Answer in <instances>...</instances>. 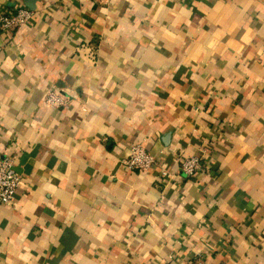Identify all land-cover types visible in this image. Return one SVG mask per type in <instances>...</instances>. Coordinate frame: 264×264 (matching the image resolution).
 <instances>
[{
  "label": "crops",
  "instance_id": "0c3cea01",
  "mask_svg": "<svg viewBox=\"0 0 264 264\" xmlns=\"http://www.w3.org/2000/svg\"><path fill=\"white\" fill-rule=\"evenodd\" d=\"M22 6L31 25L0 31V157L21 179L0 264H264V0L0 13ZM133 144L148 171L122 165Z\"/></svg>",
  "mask_w": 264,
  "mask_h": 264
},
{
  "label": "built area",
  "instance_id": "2783aa9c",
  "mask_svg": "<svg viewBox=\"0 0 264 264\" xmlns=\"http://www.w3.org/2000/svg\"><path fill=\"white\" fill-rule=\"evenodd\" d=\"M33 14L25 7H18L12 11L0 13V31H16L22 27L31 25ZM49 107H58L64 104L62 98L53 91L48 92L44 100ZM15 155L0 157V204H11L20 185V176L14 170ZM156 164V158L141 144H133L129 147L128 156L122 160V165L128 170L138 172L148 171ZM202 168V157L192 156L181 162L183 173L191 177ZM188 264H206L201 257Z\"/></svg>",
  "mask_w": 264,
  "mask_h": 264
}]
</instances>
